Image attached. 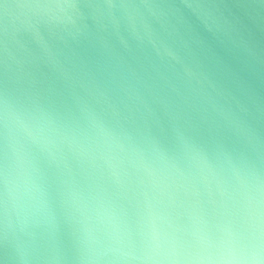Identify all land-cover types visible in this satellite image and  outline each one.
<instances>
[{"label":"water","instance_id":"95a60500","mask_svg":"<svg viewBox=\"0 0 264 264\" xmlns=\"http://www.w3.org/2000/svg\"><path fill=\"white\" fill-rule=\"evenodd\" d=\"M0 264H264V0H0Z\"/></svg>","mask_w":264,"mask_h":264}]
</instances>
